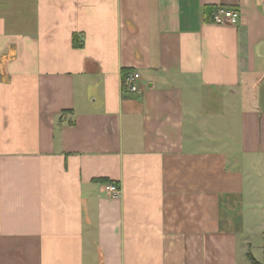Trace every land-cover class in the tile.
Wrapping results in <instances>:
<instances>
[{"label":"crops","instance_id":"crops-1","mask_svg":"<svg viewBox=\"0 0 264 264\" xmlns=\"http://www.w3.org/2000/svg\"><path fill=\"white\" fill-rule=\"evenodd\" d=\"M0 264H264V0H0Z\"/></svg>","mask_w":264,"mask_h":264},{"label":"built area","instance_id":"built-area-1","mask_svg":"<svg viewBox=\"0 0 264 264\" xmlns=\"http://www.w3.org/2000/svg\"><path fill=\"white\" fill-rule=\"evenodd\" d=\"M233 15L232 11L219 8L213 15L212 21L217 24H224L226 19ZM141 75L139 73H129L123 79V88L129 92L138 93L141 90ZM106 190L113 197L121 195V189L113 182L106 184Z\"/></svg>","mask_w":264,"mask_h":264},{"label":"trees","instance_id":"trees-1","mask_svg":"<svg viewBox=\"0 0 264 264\" xmlns=\"http://www.w3.org/2000/svg\"><path fill=\"white\" fill-rule=\"evenodd\" d=\"M212 12V11H210ZM105 183H108V181L104 180ZM249 257L252 259V261H254V263H256L257 261L255 260V258L252 256V254L249 253Z\"/></svg>","mask_w":264,"mask_h":264}]
</instances>
